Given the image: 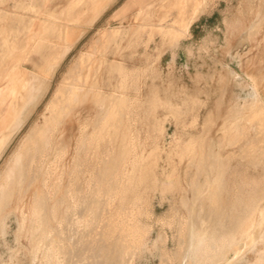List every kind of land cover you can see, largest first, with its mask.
<instances>
[{"label": "rangeland", "instance_id": "1", "mask_svg": "<svg viewBox=\"0 0 264 264\" xmlns=\"http://www.w3.org/2000/svg\"><path fill=\"white\" fill-rule=\"evenodd\" d=\"M196 1L200 0H182L179 4L178 0H0V32L10 38L18 52L5 60L0 71V90L11 91L7 102L12 103L19 96L22 70L28 69L27 78L34 70L45 75L37 79V85L39 82L43 85L39 93L36 91V97L30 96L33 98L28 97L27 103L24 102L21 129L12 135L0 157V176L25 137L36 127L44 126L49 115L48 105L58 89L66 91L79 84L86 93L68 104L61 126L53 135V144L62 152L57 158L53 153L50 155L47 166L51 165L54 171L41 174L25 191L28 217L34 194L39 192L46 200L42 208L53 211L52 219L44 224L42 234L29 230L28 222L27 233L24 231L21 235L18 217L22 214L16 210L19 204L16 198L9 208L15 211L10 215V227L0 234V264H107L111 247L121 239V232L117 229L110 232L105 227L107 220L123 209L120 200L113 205L77 207L73 201L78 197L71 194L88 193L87 184L93 178L113 180L121 175L124 165L132 167L136 157L148 169L151 167L148 180L139 181L142 185L136 190L139 207L135 215L144 239L131 246L120 244L112 264H179L178 258L171 260L168 255L185 246L181 235L182 220L189 214L185 199L191 200L193 192L183 187H188L195 178L217 186L222 200L234 197L250 202V212L242 223V236L235 238L237 244L223 264L256 263L257 253L251 250L264 237V120L254 117L257 108L264 105V0H205L195 14ZM184 15L194 16L193 22L188 33L174 44L160 27H177ZM118 28L121 30L115 34ZM115 62L123 63L133 74L127 90L132 105L122 116L125 118L122 128L135 138L136 148L134 156L119 166L118 174L114 169L109 170V164L106 175H93L101 154H92L87 144L82 145L81 125L88 121L87 134H90L103 119L104 108L88 91L93 87L107 94L114 91L121 79L116 71H110ZM90 70L93 72L87 77ZM256 94L259 98L254 101ZM232 126L236 127L232 129ZM192 138L197 139L199 146L212 148L213 160H218L215 173L198 174L191 158H181L177 153ZM119 145V139L102 141L101 153L118 150ZM136 176L139 178L140 173ZM170 178L175 181V187H167ZM209 192H204V204ZM95 197H86V200L105 201L103 197ZM73 209L85 217L95 215V220L89 226L73 225L72 213H69ZM199 209L206 211V205ZM172 215L175 221L170 225L167 220ZM218 220L216 225L220 226L221 218ZM46 230H50L49 235L58 249L54 246L45 249L44 243L51 242ZM52 232L55 233L52 235ZM36 244L39 247L42 244L41 248Z\"/></svg>", "mask_w": 264, "mask_h": 264}, {"label": "bare ground", "instance_id": "2", "mask_svg": "<svg viewBox=\"0 0 264 264\" xmlns=\"http://www.w3.org/2000/svg\"><path fill=\"white\" fill-rule=\"evenodd\" d=\"M172 2H170V4ZM179 3H182V0L181 1L178 0V4ZM204 3H205V0H200L198 2L196 1L195 8H194L195 14L199 11V9H201V7L204 5ZM166 4L168 5V3H166ZM182 5H184V2ZM31 8H33V7H31ZM179 9L181 12V8H179ZM167 10H168V8H167ZM162 14H163V12H162ZM179 15H180V13H179ZM186 15H187V13H186ZM193 18H194V16L187 18L184 15L180 18L179 26L176 27L174 25L175 27L174 26L166 27V26L161 25L160 28L163 29L162 31L166 35L169 36V38L171 39L172 42H174V44H177L178 40L183 35L188 33L190 26H191V23L193 22ZM175 20H176V17H175ZM52 26H53V24H52ZM47 28H49V27H47ZM157 28L159 29V24H158ZM120 30H119V28L115 29L114 33L118 34V32ZM106 31H107V29H106ZM106 31H105V33H106ZM103 34H104V32H103ZM5 35H3V33L0 32V46L3 47V50L0 49V55H1L0 71L4 67L3 63L5 62V60H7L11 56L17 55V53H18L16 51V45L10 40V38L7 35L6 36ZM104 35H106V34H104ZM30 39L31 38H29V40ZM72 42H74V41H72ZM42 43L43 42L41 41L39 43V46H41ZM60 44H62V43H60ZM64 47H66V46H64ZM66 51H67V49H66ZM66 51L64 50V52H66ZM87 51H89V49H87ZM87 54H89V53L87 52ZM61 56H62V53H61ZM257 56H258V54H257ZM86 57H84V58H86ZM53 58L55 59L54 56H53ZM95 58H97V57H95ZM116 58H117V56H116ZM23 59H25V57H23L21 59V61ZM32 59H34V58H32ZM121 62L124 63V61H121ZM121 62L113 63L111 65V68H110V71L112 73L114 71H116L121 77L119 83L116 85V88H114L113 92L110 91L111 93L107 94L99 87H96V88L93 87L88 91L89 93H93V97H94L96 103H98V104L100 103L102 105V107L104 108V113H105L103 119L100 120L101 121L100 124L97 127H95V129L92 132H90V134L89 133L87 134L89 122L85 120V121H83V123L81 125V139H80V141H81L82 145L87 144L89 149L93 151L92 154L95 152H100V154H101L100 155L101 159L98 163V167H95L93 169V172H92L93 175H97L99 173L100 175L103 176V175H106V173H108L109 170H113V169H114L115 173L118 174L119 173V166L121 164L128 162L129 158H132V156H134L133 150L136 148V145L133 144L135 142L134 141L135 138L131 135V133L129 134L127 129L122 128L123 126H125L124 125V119L125 118H122V116L124 114H126L129 106L132 105V103H131L132 97H130V93L129 94L127 93V90L129 88V84L131 83V80H133V74L131 72H129L127 70V67ZM10 63H11V61H10ZM55 63H53V66L55 65ZM77 63L79 64V62H77ZM74 65H77V64L75 63ZM52 68H54V67H52ZM27 70L28 69L21 71L22 75H23L22 76L23 77L22 78L23 79L22 80L23 86L20 90L18 89L19 90L18 91L19 96L12 103L7 102V100L9 99V96L11 94V91L8 90L6 92H2V90H0V157L2 156L1 154H3L2 152H5L3 150H4V148L7 147L6 146L7 143H9V141H11L10 139H11L12 135L23 124V120L21 119L22 109L24 108L25 104L27 103L26 101L28 100V97L29 98H30V96L36 97V93L39 91V89H41L40 85H43V84H40L41 82H39V81H38L39 83L37 85V79L43 78L45 76L44 73H41V71H35L34 70V71L30 72V78H27V77H25V75L28 74ZM30 71H31V69H30ZM84 72H85V70H84ZM92 72L90 70V73L87 74V77ZM70 73H71V71H70ZM48 74H49V72H48ZM68 75H70V74L68 73ZM0 77H2L1 73H0ZM90 78H91V76H90ZM19 79H20V76H19ZM33 80H35L36 82ZM86 82H87V80L84 81V83H86ZM114 82H115V80H114ZM80 84H82V83H80ZM62 86H63V83H62ZM68 86H70V85H68ZM68 86H66V87H68ZM42 88H44V86ZM84 93H85L84 88L82 86H80L79 84H74L72 87H69L68 90H66V91L61 89V88L58 89L56 94L54 95V98L52 99V101L48 105L49 115L46 116L44 126L42 128L36 127L34 129L33 133L31 132V135L28 134V135H30L28 138L25 137L24 142L19 147L17 152L15 151L16 153L14 154V156L12 155L13 158L12 157L10 158L12 160L9 161L8 166L6 165L4 172L1 173V176H0V234H1V232L4 231L3 229L6 230V229H8V227H10V225H9L10 215L15 211H14V209L10 210L9 208H10V206H12V204L14 203V200L16 198L19 199V204L16 205V210H20V213L22 214V217L20 216L21 218L18 217V222H19L20 227H21V235L24 231H25V233H27L26 228L28 227V225H27L28 222H30L29 223V230L31 229V230H34L35 232L41 231L40 234H42V230H43L42 227L45 226L44 224H46L50 218L52 219L51 214L53 211L51 212V211H48L47 209L45 210L44 208H42V206H44L46 204L45 203L46 200L44 201L42 199L44 197V195L40 194L39 192H36L34 194L33 208L30 211L31 215L28 217V211H26L27 210V208H26L27 203L25 204V199H26L25 198V191L29 185L33 184V182L36 178L41 176V174L51 173L54 171L51 168L52 167L51 165L47 166L50 155L53 153L54 157L57 158L58 156H62V152L60 150H58L57 146H55L53 144V135L61 126L62 117L64 115L65 110L67 109L68 104L72 103L73 100L78 99ZM139 94H141V93L139 92ZM31 98H33V97H31ZM258 98H259V96L256 94V98L254 101L258 100ZM139 99H140V97H139ZM35 100L37 101V99H35ZM21 102H22V104H21ZM24 102H26V103H24ZM261 103H262V101H261ZM89 105H90V103H89ZM75 108H76V106H75ZM81 109H83V108H81ZM89 109H90V107H89ZM254 110H256V109H254ZM77 111H78V109H77ZM87 111H88V109H87ZM84 114H85V112H84ZM25 115H28V114L26 113ZM73 115H75V114L73 113ZM85 115H87V114H85ZM254 117H258L261 120H264V105L263 104L261 106H259V108H257V111H255V113H254ZM26 118H27V116H26ZM127 122H128V120H127ZM239 122H238V125H239ZM78 124H79V122H78ZM234 124L237 125V123H234ZM233 127H236V126H232V129H233ZM31 130H33V129H31ZM60 131H62V130H60ZM118 136H120V137H118ZM13 139H14V137H13ZM107 139H114V140L119 139V141H120L119 149L117 148L118 150L106 151L104 154H102L101 153L102 151L100 150V148L103 147V146H101V142L105 141ZM103 149H104V147H103ZM211 149L207 150V148L202 147V145L199 146L197 144V139L192 138L190 141L188 139V142L184 146H182L180 148V151H178L177 153L179 154V156L181 158H185V157L191 158L192 164H195L196 165L195 167H197L198 174H201V173H207V174L212 173L213 174V173H215V171L217 169L216 164L218 163L217 162L218 160H215L217 162V163H215V161L213 160V153H212ZM214 157H216V156H214ZM109 164H111V167L108 170V168L106 166ZM115 166H118V168ZM139 166H141V167L139 168ZM218 166H220V163ZM47 167H49V168L47 169ZM150 168L148 169L147 166H144V164H142L140 162L139 157H136L132 161V167H130V164L127 166L124 165L123 172L121 173V175L120 176L116 175L117 177L113 178V180H110V178L108 179V178H103V177L102 178L101 177L100 178H93V179H91L92 181H89V183L87 184L88 193H86L84 195L83 194H79V195L77 194V196L75 194H71L72 197H75V198L78 197L76 199V201L75 200L73 201V205L77 206V207L82 206V205L84 206L87 204L89 206L90 205H98V206L99 205H113V203H115L117 200H120L121 206H123V209L118 212L117 216H111L107 220L106 227H105V228H108L110 232H112L116 229L121 232V235H120L121 239L116 241V243H113V246L115 248L113 246L111 247V252L109 253V258H107V260L105 261L107 264H112L113 254H114V252L118 251L117 248L120 246V244L122 246H126L125 244L127 243V244H129L127 246H131L133 244V242L139 243L140 241H142L144 239V234L141 230V226L138 224V221L136 220L137 217L135 215V212L137 211V209L139 207V195H138L136 190H138L137 186L140 185L138 183L139 181L148 180V173L150 172ZM138 170H139V172H138ZM218 170L220 171L219 167H218ZM137 173H140L139 178H138V176H136ZM218 174H220V173H218ZM47 176H49V175L47 174ZM206 183L204 184L198 178H195L194 181L191 182V184H188V187H186V188L183 187L184 189H191L193 192V197L191 200L185 199L186 205L189 209L188 216L182 220L184 225L182 226V234L181 235L184 238L183 244H185V246H184V248H182V247L179 248L177 253H173L170 256L168 255V257L171 260L178 258V260L180 261L179 264H223V262L226 263L227 254H229L230 253L229 251L234 249L233 247L237 244L235 241V238L238 235H240V237L242 236L241 235V230H243L242 229V227H243L242 223L247 219L248 212H250L248 210V208L250 206L249 201H244V199L234 198V197L232 200H228L227 198L222 200L219 196L218 189H216L217 186H215L214 184H211L209 182L207 184ZM141 185H140V187H141ZM167 187H169V188L175 187V181L172 178H170ZM36 188H37V186H36ZM204 189L210 191L209 194L208 195L206 194L207 196H205V197L209 196L207 202L204 201L205 204L202 202V198L204 197V194H205ZM203 190H204V192H203ZM140 191H141V189L139 190V192ZM30 195H31V193H30ZM95 196H97V198L103 197V198H105V201H103V200L102 201H96V200L88 201L89 199L86 200V197L96 198ZM204 199L206 200V198H204ZM29 202H32V201L30 200ZM42 204H44V205H42ZM198 205L201 206L202 209L206 205V211H204V209L200 210L201 208L198 210V207H199ZM70 206H72V205H70ZM74 206H72V207H74ZM238 206H240V209L238 208ZM69 213H72L70 220L72 221L73 225L81 224V223L90 225L95 220V215L90 214V215H88V217H85V216H82L80 214V212L76 209L74 211H70ZM220 213L222 214V216ZM64 214H65V212H64ZM76 214L78 216L74 217V215H76ZM54 217L57 220H59V218H57L56 215ZM66 218H68V217H66ZM218 218H221V221H222V224H220V226L216 225ZM60 221L64 222V219L63 220L61 219ZM66 221H67V219H66ZM167 221L171 225L175 221L173 215L171 217H169V219ZM84 227H86V226H84ZM62 228L63 227H61V229ZM74 229H75V226H74ZM78 230H79V228H78ZM46 232L49 235L50 230H48V231L46 230ZM46 232H45V234H43V236L46 235ZM25 233H24V235H25ZM53 233H55V232H52V235H53ZM61 233H63V231H61ZM243 233H245V236H246V232H243ZM32 234H33V232H32ZM46 237H45V240H46ZM48 237L49 238L51 237V242L44 243L45 249L46 250L50 249L53 246L55 248H57L58 244L55 243V240L52 241L53 237L51 236V234ZM71 238H72V235H71ZM33 239H32V241H33ZM42 240H43V238H42ZM246 240L247 239H245V243L246 242L249 243V240L248 241H246ZM257 240H258V238H257ZM56 241H58V240L56 239ZM110 242H112V241H110ZM62 243H64V242H62ZM251 243H253V242H251ZM33 245H35V244H33ZM38 245H40V244H38ZM38 245H37V247H39ZM41 246H42V244H41ZM41 246L39 248H41ZM59 246H61V245H59ZM62 246L64 247V245H62ZM246 247L248 250V245ZM67 248L69 249V247H67ZM59 249H61V248H59ZM36 250H38V249H36ZM139 250H141V248ZM251 251L253 253H257V260H256L255 264H261V263L264 264V237H262L261 241L258 242L257 245ZM167 254H169V253H167ZM248 260H249V262H252V261H250V259H248ZM227 262H229V260H227ZM232 262L230 264H232ZM234 263H235V261H234Z\"/></svg>", "mask_w": 264, "mask_h": 264}]
</instances>
